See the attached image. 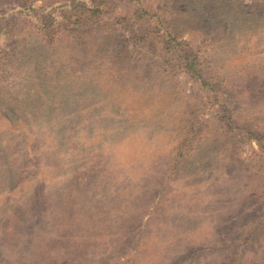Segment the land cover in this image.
<instances>
[{
	"label": "rangeland",
	"instance_id": "1",
	"mask_svg": "<svg viewBox=\"0 0 264 264\" xmlns=\"http://www.w3.org/2000/svg\"><path fill=\"white\" fill-rule=\"evenodd\" d=\"M0 264H264V0H0Z\"/></svg>",
	"mask_w": 264,
	"mask_h": 264
},
{
	"label": "trees",
	"instance_id": "2",
	"mask_svg": "<svg viewBox=\"0 0 264 264\" xmlns=\"http://www.w3.org/2000/svg\"><path fill=\"white\" fill-rule=\"evenodd\" d=\"M75 23L78 24H86V25H91L92 22L89 21V19H80V18H76L75 19ZM84 20H88L86 21V23L84 22ZM185 68L187 71H189L192 75H197V70L195 69V63L193 61V59L191 57L185 58Z\"/></svg>",
	"mask_w": 264,
	"mask_h": 264
}]
</instances>
